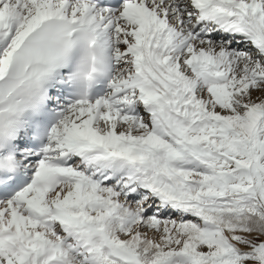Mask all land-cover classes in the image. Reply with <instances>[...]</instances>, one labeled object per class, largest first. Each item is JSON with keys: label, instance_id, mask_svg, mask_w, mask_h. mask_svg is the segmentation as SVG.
Listing matches in <instances>:
<instances>
[{"label": "snow or ice", "instance_id": "6c2138e0", "mask_svg": "<svg viewBox=\"0 0 264 264\" xmlns=\"http://www.w3.org/2000/svg\"><path fill=\"white\" fill-rule=\"evenodd\" d=\"M0 264H264V0H0Z\"/></svg>", "mask_w": 264, "mask_h": 264}]
</instances>
